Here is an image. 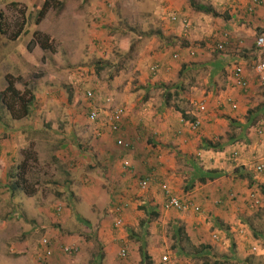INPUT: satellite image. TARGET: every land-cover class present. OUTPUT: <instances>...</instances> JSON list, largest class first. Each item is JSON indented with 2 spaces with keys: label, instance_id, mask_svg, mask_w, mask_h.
<instances>
[{
  "label": "rangeland",
  "instance_id": "rangeland-1",
  "mask_svg": "<svg viewBox=\"0 0 264 264\" xmlns=\"http://www.w3.org/2000/svg\"><path fill=\"white\" fill-rule=\"evenodd\" d=\"M61 1L38 21L45 0H0V93L10 76L31 102L28 113L15 107L23 117L14 119L0 97V264H146L144 252L151 264H163V256L176 264H264V173L256 172L264 157V80L256 75L264 62L256 47L264 35V0L257 6L254 0ZM193 3L217 15L196 11ZM156 64L161 70L154 75ZM238 67L248 74L249 87H230L247 97L245 117L254 122L246 136L257 148L243 167L249 191L241 198L230 193L219 207L192 194L187 168L202 161L168 150L162 158L155 132L168 124L182 139L198 116L221 130L207 144L212 150L237 136L239 127L229 131L221 123L228 115L217 103L223 85L215 73L222 69L228 84ZM88 90L100 106L111 98L113 106L126 109L120 135L110 130L105 108L101 120L90 121ZM201 91L214 97L198 115L194 103L203 99L191 93ZM175 159L180 172L168 182L159 172L175 173ZM25 162L32 196L15 186ZM149 175L155 179L144 189ZM164 185L191 198L200 212L166 210ZM210 204L217 210L233 204L243 226L231 232ZM202 216L204 228L186 232V221L194 227ZM44 239L51 240L49 257Z\"/></svg>",
  "mask_w": 264,
  "mask_h": 264
},
{
  "label": "crops",
  "instance_id": "crops-1",
  "mask_svg": "<svg viewBox=\"0 0 264 264\" xmlns=\"http://www.w3.org/2000/svg\"><path fill=\"white\" fill-rule=\"evenodd\" d=\"M212 33L214 31V28L210 30ZM245 42H249L246 39H244ZM245 43V44H246ZM248 54V53H246ZM217 65L221 68H224L225 62L218 61ZM187 71L190 70V68L187 66ZM232 73V72H231ZM214 74V73H213ZM248 75V74H245ZM226 73L222 71V69L217 70V73H215V78L220 82L221 85H223L221 90H219L221 94V100L217 103L219 104V107L223 109L224 114L228 115L226 118L227 120L221 121V123L228 128L230 131L231 126L239 127L241 132L236 135H229L228 139H225L224 143H221L219 145V150L215 149L212 150L211 147H208L209 140L214 137L213 135H216L218 133H221V130L219 131L218 125L214 122V120H203L202 125L200 129L198 130L197 134H193L194 131H190L189 136H184L182 139L177 138V135H173L170 131H173L170 125L168 124H160L158 129L156 130V143H158V148H160V152L162 155V158H164L167 154L165 153V150L167 151H176L175 154L178 155V152L182 154V156L186 159H195L196 161H202L201 165L197 164V162L190 161L189 165L191 167L187 168L188 173L191 174V181L194 184V187L192 189V194H195L198 197H201L205 201H210L213 203H217L219 207L222 205H219V201H223L225 198L229 196L230 193H233V195L237 196L238 198H241V196L249 191V188L251 187V178L246 177L247 174H245V168L247 167V163H249L248 158H251V155L249 153H252L256 148V143L251 142L250 138L251 135H247L248 128L252 127L253 120L246 119V111L248 108L245 107L246 105V96L241 95L240 91L231 89L230 86H233V79L231 74V82L228 84L223 83L224 78H226ZM165 79V78H163ZM237 87V86H236ZM239 88V87H237ZM240 89V88H239ZM241 90V89H240ZM207 91V90H206ZM206 91L191 93V95L200 96V99H203L202 101H206L208 106L210 104L209 100H213V93H207ZM231 99L232 102L237 104V109H233L232 104L228 102V100ZM263 111V110H262ZM222 115V116H223ZM219 123V122H218ZM234 123V125H233ZM231 125V126H230ZM250 141V143H249ZM171 145H177L176 148L171 147ZM167 145V146H166ZM245 149H249L248 153H245ZM216 150V151H215ZM229 151H232V153L237 152V159H235L232 156V160L230 157ZM242 152L245 153L242 157ZM147 157V156H146ZM148 161H152L154 164L157 163L155 160H152L151 158H148ZM233 164V166L231 165ZM156 165V164H155ZM152 165L149 166V170L152 171ZM171 169H174L175 173L165 172L163 174V170L159 172V175L163 178H166L168 182L171 181V176H176L177 173H179V166L178 161L175 159V161L172 163V166H170ZM223 169V172L217 173L213 171L214 169ZM205 174V175H204ZM259 174V173H258ZM263 174V173H262ZM209 175H214V179H210ZM199 177L206 176L207 181L203 182ZM240 195V196H239ZM239 207L237 210H241L240 206H244L243 202H240L238 204ZM211 206V204H210ZM230 208V207H229ZM235 210V206L232 204V207L230 210H227L226 208H221L220 210H217L215 208H212L210 211L214 213L215 216H219L221 220L226 223L224 224L227 229L231 226V232L236 231L239 229V226H243V222L241 220H237V213H235L233 210ZM161 210L163 211V207H161ZM244 213V211H242ZM205 217L202 216L196 225L194 227H191V223L189 221H186V232L189 233V229H196L200 228L203 229V225L205 223ZM183 223V222H182ZM194 223V222H193ZM221 223V222H220ZM223 224V223H221ZM239 232V230H238ZM200 233V229L196 232V234ZM240 233H244L243 230H240ZM225 234V233H224ZM238 235V234H236Z\"/></svg>",
  "mask_w": 264,
  "mask_h": 264
},
{
  "label": "built area",
  "instance_id": "built-area-1",
  "mask_svg": "<svg viewBox=\"0 0 264 264\" xmlns=\"http://www.w3.org/2000/svg\"><path fill=\"white\" fill-rule=\"evenodd\" d=\"M254 4L255 6H257L256 4H260L259 0H254ZM250 8V11L254 10V7ZM173 20L176 21L177 17H173ZM184 25H187V20L183 21ZM256 47L259 51L264 52V35L259 36L256 39ZM219 49H223V45L219 46ZM160 71V66L159 65H154L151 68V72L152 74L156 75L158 72ZM256 75H258L262 80H264V62H261L257 68H256ZM233 78H234V83L239 86L241 89H247L249 87V82L247 80V78L244 75V71L242 68H236L233 72ZM86 98L89 102L88 104V109L90 110L89 113V118L91 122H98L99 120H101V112L102 109L104 110L105 108V113H108L109 119H105L106 122L109 124V128L110 130L115 133V134H119L122 131V124L123 121L125 119L126 116V109L123 106H113V100L111 98L106 99L105 103L107 105L105 106H100L98 103L95 102V93L93 91H87L86 92ZM228 102H230L231 104L233 103L231 99L228 100ZM195 109L197 112L199 113H205L207 111V107L205 102L201 101V102H195L194 103ZM233 108L236 109L237 105L233 104ZM107 109V112H106ZM201 126V121L199 119L195 120L194 122L190 123V127L193 131H197L199 130ZM118 144L120 146L124 145L125 143L124 141L119 138L118 140ZM237 152H234L233 157L235 159H237ZM126 165L129 166V163L126 162ZM256 171L260 174L264 173V157H262L256 167ZM154 180V178L152 176H148L147 178H145L142 182H141V186L142 188H147L151 182ZM164 192H165V204L164 207L166 210H177V211H184L187 212L189 210H193L195 212H200V207L195 205L193 203V201L191 200V198H180L176 195H174V193L172 192V190L167 186L164 185L163 186ZM252 198H255L254 196H252ZM255 204H259V200L255 199L254 200ZM61 208H58V211H60ZM116 224L119 226L122 224V220L119 219ZM214 239L219 240V236L217 234L214 235ZM43 246L45 247V253L47 254L46 257H49L52 255V244H51V240L49 239H44L43 240ZM69 248H66V251ZM71 252V251H70ZM125 254V253H123ZM162 263L163 264H176L174 263L171 258L169 256H163L162 258Z\"/></svg>",
  "mask_w": 264,
  "mask_h": 264
},
{
  "label": "trees",
  "instance_id": "trees-1",
  "mask_svg": "<svg viewBox=\"0 0 264 264\" xmlns=\"http://www.w3.org/2000/svg\"><path fill=\"white\" fill-rule=\"evenodd\" d=\"M54 5L63 6V2L61 0H45L43 7L40 10L39 15H38V21H41L46 16L49 9H51ZM193 6H194V9L196 11L207 13V14L217 15L216 12H214L211 8H207L206 6H204L202 4H196V3L194 4L193 3ZM42 49H44L46 51L49 50L46 43L43 44ZM6 81L8 83L7 90L5 92L0 93V97H1V101H2L1 105H4V107L8 110V112L10 114H13L12 116L14 119H19L23 116H19L15 113V111H14L15 107H17L20 104L21 110L24 113H28L29 105L31 104V102H30V100H25L21 96L20 92L15 87V80L13 78L8 76L6 78ZM7 96L9 97L10 101L7 100ZM88 111L90 113L89 109H88ZM106 112H107V109H106ZM108 126H109V124H108ZM121 127L123 128V126H121ZM117 143H118V141H117ZM208 147H211V146L208 145ZM35 161L37 162L36 158H35ZM28 168H29V166H28L27 162H25L24 164H22V166L19 167V170H21V174L18 175L19 179L16 181L15 186L17 189H20L21 191H23L27 196H32L33 194H35L34 190H31L30 187L28 188L27 183H26L27 180L25 177V172H27ZM209 178L213 180L214 175H209ZM199 179L203 182L207 181L206 176L199 177ZM143 257L147 260L146 264H151V257H149L145 252L143 253Z\"/></svg>",
  "mask_w": 264,
  "mask_h": 264
},
{
  "label": "clouds",
  "instance_id": "clouds-1",
  "mask_svg": "<svg viewBox=\"0 0 264 264\" xmlns=\"http://www.w3.org/2000/svg\"><path fill=\"white\" fill-rule=\"evenodd\" d=\"M177 20L180 22V24H182L183 26H188V22H187V25H184L183 24V22L181 21V20H179L178 18H177ZM176 20V21H177ZM220 46V45H219ZM221 50V49H220ZM223 50V49H222ZM156 65H158V64H156ZM160 66V65H159ZM160 70H161V68H160ZM244 71V70H243ZM244 75H245V73H244ZM245 77H246V75H245ZM247 78V77H246ZM232 79L234 80V78H233V73H232ZM247 80H248V78H247ZM233 83H234V81H233ZM234 85L235 86H237L235 83H234ZM237 87H239V86H237ZM240 88V87H239ZM241 89V88H240ZM248 89V88H247ZM247 89H241V90H244V91H246ZM88 91H92V90H88ZM87 92V91H86ZM86 92H85V96H86ZM201 102V101H200ZM204 102V101H203ZM205 104H206V102H205ZM233 104H235L234 102L232 103V107H233ZM237 105V104H236ZM238 107V106H237ZM234 109V108H233ZM237 109V108H236ZM196 110V109H195ZM197 112V111H196ZM207 112V111H206ZM205 112V113H206ZM197 114L198 115H201V114H204V113H199V112H197ZM197 119H199L198 118V116H195V118H193V120L190 122V123H192V122H194L195 120H197ZM200 120V119H199ZM201 121V120H200ZM190 123H189V125H190ZM201 125H202V122H201ZM201 127V126H200ZM200 129V128H199ZM192 130V129H191ZM193 131V130H192ZM198 131V130H197ZM122 132V131H121ZM121 132L119 133V135L121 134ZM194 132H196V131H194ZM258 165V164H257ZM257 172V171H256ZM258 173V172H257ZM260 174V173H259ZM149 176H152V175H149ZM148 177V176H147ZM153 177V176H152ZM154 178V177H153ZM155 179V178H154ZM173 192V191H172ZM165 193V192H164ZM187 198H189V197H187ZM165 201H166V198H165ZM254 202V201H253ZM165 208V207H164ZM177 211V210H176ZM197 213H199V212H197ZM215 235V234H214ZM214 235H213V239H214ZM218 236H219V240H220V235L219 234H217ZM214 240H216V239H214ZM219 240H216V241H219ZM163 258V257H162Z\"/></svg>",
  "mask_w": 264,
  "mask_h": 264
}]
</instances>
